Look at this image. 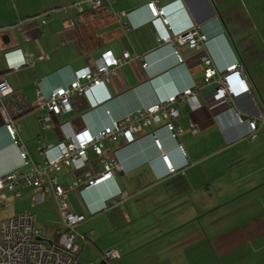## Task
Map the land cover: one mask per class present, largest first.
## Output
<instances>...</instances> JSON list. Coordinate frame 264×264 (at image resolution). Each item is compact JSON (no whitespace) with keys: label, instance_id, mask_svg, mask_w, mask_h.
Listing matches in <instances>:
<instances>
[{"label":"crops","instance_id":"1","mask_svg":"<svg viewBox=\"0 0 264 264\" xmlns=\"http://www.w3.org/2000/svg\"><path fill=\"white\" fill-rule=\"evenodd\" d=\"M75 1L0 0V77L20 93L11 96L8 110L34 163L43 162L41 145L83 128L95 133L194 85L201 102L197 109L188 99L171 104L180 111L173 123L183 128L176 139L165 122L153 125L131 143L105 140L101 157L90 148L84 170L57 173L68 189L85 170L103 172L105 161L123 169L97 185L69 190L70 209L86 216L77 226L80 259L98 263L104 251L116 249L121 257L113 264H264V0H102L96 10L86 2L83 13L61 9ZM151 1L168 6L172 32L198 26L208 36L204 47L159 44L162 25L152 21ZM105 51L118 58L129 52L130 59L104 86L73 96L72 111L52 115V128L43 132L40 119L49 111L34 105L38 93L49 95L74 72L94 69ZM23 56L33 63L14 69ZM204 56L219 69L240 63L249 89L230 101L220 97L217 80L205 81ZM20 107L25 112L16 114ZM237 115L258 120L254 140ZM17 168L26 170L0 117V176ZM6 192L5 208L20 199L23 210L15 214L32 212L43 235L36 206L56 215L54 235L60 219L54 199L38 201L28 186L20 197Z\"/></svg>","mask_w":264,"mask_h":264},{"label":"built area","instance_id":"2","mask_svg":"<svg viewBox=\"0 0 264 264\" xmlns=\"http://www.w3.org/2000/svg\"><path fill=\"white\" fill-rule=\"evenodd\" d=\"M86 2H89L92 9L95 10L103 5L102 0H77L61 9L66 13H70L71 10L83 13ZM147 7L152 15V21L157 25H162L157 36L159 44L187 43L191 48L197 50L204 47L208 36L198 26L172 32L167 26L168 19L165 17L169 14L168 6H159L156 1H151L147 3ZM122 15L124 13H120L119 17ZM47 57L48 55H43L39 58L45 59ZM129 59V52H125L122 57L118 58L114 56L112 51H105L97 58L94 69L87 67L74 72L72 81L66 85L55 87L49 95L39 92L34 105L42 111H49L44 113L40 119L42 131L45 132L52 128V115L66 114L72 111L71 99L73 96L88 94L91 93L92 89L104 86L108 75L115 72L121 64ZM203 60L206 65L205 81L217 80V93L220 97L230 101L240 91L249 89L244 79V69L240 63L219 69L210 57L204 56ZM33 61V57L23 56L13 68L18 69L22 65L32 64ZM196 88L197 86L194 85L169 95L166 99L146 109H139L95 133L89 128H83L68 133L65 141L41 145L39 151L43 162L36 164L24 149V143L19 135V121L8 110L9 104L14 103L11 96L17 98L20 93L14 91L4 77H0V117L8 130L12 143L20 150L22 166L26 168L24 171L19 168L13 169L0 176V205L8 206L6 190L13 192L16 197H20L21 187L28 186L33 188L38 201L42 202L48 198L54 199L60 217L55 236L51 239L43 235L42 230L36 224L35 215L30 211L19 212L14 216L0 219V264H100V262H84L79 257L82 246L78 240L77 226L86 219V216L70 209L68 193L74 188L97 185L110 179L115 171H123L122 166L115 162L105 161L103 172L92 174L85 170L83 178L75 181L68 189L59 182L57 173L66 167L84 170L89 162L88 150L90 148L101 157L104 154L105 140L131 143L153 125H160L165 122L164 127L176 139L177 133L183 132V128L174 125L173 120L180 116V111L172 107L171 104L178 99H188L197 109L201 106V102L198 99ZM24 110L23 107L17 108L16 114H21L25 112ZM237 116L239 121L248 125L249 137L254 140L259 128L258 120H244L241 116ZM190 127L192 131H197L196 124L191 123ZM156 143L159 147L162 146L160 140L156 139ZM178 147L183 149L181 145ZM162 158L168 170L174 172L176 169L171 164L169 156L164 153ZM90 236L91 232L86 234L88 239ZM120 257L121 254L118 250L108 249L103 252L101 261H105L106 264H113Z\"/></svg>","mask_w":264,"mask_h":264},{"label":"rangeland","instance_id":"3","mask_svg":"<svg viewBox=\"0 0 264 264\" xmlns=\"http://www.w3.org/2000/svg\"><path fill=\"white\" fill-rule=\"evenodd\" d=\"M16 201L17 202H12V201L9 202V208H7V209L5 207H3L2 205H0V219L4 218L5 216L13 215L17 211L23 210L24 204L22 203V201H20V199L16 200ZM15 204H16V206H15ZM38 205L36 206L37 209L34 210L35 214L38 216L37 222L42 228L43 227L45 228L44 236L47 237L48 239H51L55 236V233L52 236V232L55 229L54 227L57 226L56 225L57 223H55L57 220V219H55L56 215L51 214L50 212H47L45 214L42 205H41L42 208H39ZM39 215L42 216L41 219L39 218ZM50 233H51V235H50Z\"/></svg>","mask_w":264,"mask_h":264},{"label":"water","instance_id":"4","mask_svg":"<svg viewBox=\"0 0 264 264\" xmlns=\"http://www.w3.org/2000/svg\"><path fill=\"white\" fill-rule=\"evenodd\" d=\"M126 145H127V144L122 143L121 148H122V147H125ZM100 264H106V262H105V261H101Z\"/></svg>","mask_w":264,"mask_h":264}]
</instances>
